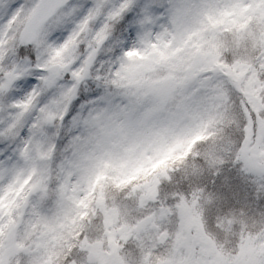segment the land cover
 <instances>
[{
	"label": "snow or ice",
	"instance_id": "obj_1",
	"mask_svg": "<svg viewBox=\"0 0 264 264\" xmlns=\"http://www.w3.org/2000/svg\"><path fill=\"white\" fill-rule=\"evenodd\" d=\"M0 264H264V0H0Z\"/></svg>",
	"mask_w": 264,
	"mask_h": 264
}]
</instances>
